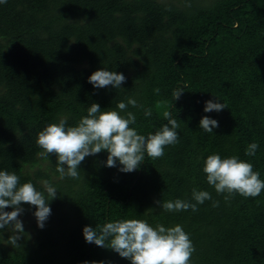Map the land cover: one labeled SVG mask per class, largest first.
<instances>
[{
    "label": "trees",
    "instance_id": "trees-1",
    "mask_svg": "<svg viewBox=\"0 0 264 264\" xmlns=\"http://www.w3.org/2000/svg\"><path fill=\"white\" fill-rule=\"evenodd\" d=\"M191 5L190 7L188 5ZM122 73V89H95L96 70ZM184 93L174 101L172 92ZM159 89V93L154 90ZM134 98L152 109L127 111L139 134H154L177 119L179 143L138 170L106 167L107 152L81 163L80 179L60 178L56 157L42 158L37 134L66 118L75 126L92 103L119 111ZM222 102L220 112H204L205 102ZM218 121L213 133L199 121ZM258 142L254 157L245 155ZM237 156L264 180V0H7L0 4V170L20 183L57 190L43 229L33 218L18 241L0 234V264H130L108 248L87 243L83 228L138 219L155 227L182 225L196 251L191 264H264V191L256 198L236 195L226 203L206 181L208 155ZM212 201L198 211L165 212L155 202L191 200L192 189ZM194 202V201H193ZM11 211V209H6ZM107 243V242H106Z\"/></svg>",
    "mask_w": 264,
    "mask_h": 264
},
{
    "label": "clouds",
    "instance_id": "clouds-1",
    "mask_svg": "<svg viewBox=\"0 0 264 264\" xmlns=\"http://www.w3.org/2000/svg\"><path fill=\"white\" fill-rule=\"evenodd\" d=\"M5 3L7 0H0V4ZM88 82L95 89L108 86L122 89L121 85L126 82V77L116 71L100 69L89 76ZM154 91L159 93L160 90L157 88ZM183 93V88H176L172 92L174 101ZM129 105L143 109L145 117L152 115L151 108L138 104L134 98L117 103L119 111H102L98 103H92L87 109V115L81 117L75 126H67L66 118H61L58 123L44 127L37 134L36 145L41 149L38 155L42 158L54 155L60 178L79 180V166L88 156L107 152L106 167H116L118 162L120 172L131 173L140 168L145 155L152 159L161 158L166 147L179 143V124L171 111L164 113L167 123L160 130L145 136L131 127L136 123L133 112L127 111L126 116L120 114ZM225 108L226 105L217 99L216 102L208 100L205 102L204 112H220ZM199 126L204 132L213 133V129L219 127V124L215 119L203 116ZM258 148V142L248 144L245 155L254 157ZM202 170L206 174L207 184L214 188L217 195H222L226 203H230L236 195L245 199L256 198L264 191V180L260 179V173L254 171L252 163L237 156L221 158L219 154L208 155ZM42 185L44 191L37 190L31 182L21 184L20 177L15 172L0 170V234L3 235L5 230L11 233L6 244L13 248L21 246L18 241L22 238L21 233H24L23 222L19 219L24 212L22 205L35 208L33 215L41 229L51 215L49 205L50 201L57 198V190L47 180H43ZM208 200L212 201V207H219L220 202L213 200L208 191L196 188L192 189L191 200H157L155 203L165 212L189 209L196 212L199 210L198 205ZM83 236L87 243L111 249L130 264H191L192 255L196 251L190 234L179 224L171 227L157 224L153 227L144 220H116L100 226L99 231L85 226Z\"/></svg>",
    "mask_w": 264,
    "mask_h": 264
},
{
    "label": "rangeland",
    "instance_id": "rangeland-1",
    "mask_svg": "<svg viewBox=\"0 0 264 264\" xmlns=\"http://www.w3.org/2000/svg\"><path fill=\"white\" fill-rule=\"evenodd\" d=\"M22 219V221L24 220L25 221V227H27V228H29V229H32V228H30V225L34 222H36V221H32V219L33 218H30V216L28 215V216H25V217H23V218H21Z\"/></svg>",
    "mask_w": 264,
    "mask_h": 264
}]
</instances>
